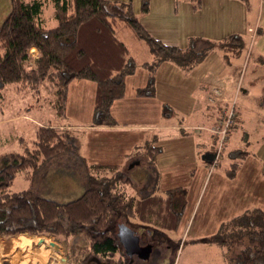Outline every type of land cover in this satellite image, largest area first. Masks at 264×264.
Listing matches in <instances>:
<instances>
[{
  "label": "rangeland",
  "instance_id": "rangeland-1",
  "mask_svg": "<svg viewBox=\"0 0 264 264\" xmlns=\"http://www.w3.org/2000/svg\"><path fill=\"white\" fill-rule=\"evenodd\" d=\"M108 1L119 3L131 1L133 11L150 33L167 44L182 48L189 47V45H194L196 48L205 47L207 41L213 44L207 56L189 69L173 61H167L168 63L164 64L162 68H160L162 62L158 64L154 71L155 91L157 90V83L159 88L158 98L155 101L157 104L161 103V119L163 121H170L168 120L170 117H167L169 112L173 119L184 116L189 119V122H197L199 125H216L218 120L214 113L219 114V117L222 116L223 108L229 109L233 103L236 113L235 122L228 127L220 150L218 143L215 144V139L208 134L207 130L199 127L193 130L189 129L193 135H198L196 138L194 137L196 143L204 144L200 147L201 149L199 148L202 153H200L201 157L196 159L195 167L201 166L200 162L203 161V156L208 150L214 151L218 155L212 164L214 170L210 171L209 168L205 167L207 169L205 174V170L202 168L198 178L192 182L197 185L194 186L197 187V190L195 193L192 190L194 193L193 200L189 207L184 209L186 212L177 229L156 230L152 225L135 219L125 218V220L119 221L133 227L135 232L142 237L145 235L143 240L154 242L155 248L149 259H140L134 255L132 260L134 264H227V258L233 256V253L241 246H233L229 249L226 246L208 243L193 247L192 243L198 240L194 237L197 232L205 231L212 234L213 229L220 227L221 223L230 221L247 209L262 208L260 200L264 203V63L261 59L264 58V51L258 46L259 42L264 44V23L261 24L259 34L256 36L255 33L257 20L260 15H264V7L262 8L260 5L261 0H147L150 6L148 12L142 11L143 0ZM11 3L12 0H0V27L11 10ZM52 11V8L46 10L49 17L52 16ZM55 24V21L52 20L49 26ZM116 30L118 36L128 45L131 57L135 62V71L125 78L127 89L122 103H133L134 107L130 113L136 116V122H143L147 116H142L141 112H147L148 108L137 104L136 91L143 87L149 79V72L151 71L146 67V62L153 63L156 60L147 43L138 39L123 22L116 23ZM235 33L243 37V47L235 54L223 51L219 43L224 37ZM254 43L257 44L253 49ZM33 52L36 53V50L33 49ZM180 71L184 75L191 73V76L171 77V73ZM175 79H179L180 83L187 80L189 82L195 80L199 82L200 80V86L204 84L205 89L197 88L190 98L188 95L187 100L184 101L185 107L182 108L176 104L179 100L171 89L172 82L178 85L175 92H179L181 89ZM197 83L193 82L192 85H199ZM218 88L221 89V93L215 91ZM201 90L206 91L201 94L200 99ZM207 90H210L211 93L208 94ZM2 91L4 97L0 101V158L9 157L13 154L18 155L23 151L19 142L20 136L27 140L28 146H32L38 125H54L60 120L49 103L52 95L46 89H42V95L34 96V98L30 93L25 92V90L19 91L16 87L2 88ZM196 96H198L199 105L189 113L186 105H189L190 101L194 102ZM156 109H158L157 106ZM122 112H126V110ZM207 114L208 116H205ZM124 115L117 114L118 120L123 119ZM202 115L206 119L200 118ZM67 118L66 116L65 122H67ZM212 119L217 120L216 123L215 121L211 123ZM79 120L80 122L94 121L92 119L88 121L85 117H80ZM70 133L72 138L69 141L71 143L69 150L42 161L36 171L20 172L11 186V190L18 191L28 187L30 184L29 176L33 175L34 188L38 195L59 202H68L79 197L88 187V182L85 168L80 167L75 162L80 161L79 158L75 157V154L78 153L79 139L84 140L88 135L86 132L71 128ZM118 136L122 137L123 135L118 133ZM119 144L116 143L117 148L114 152L117 161H120V151L123 148V145ZM235 149H238L236 150L238 153L247 150L248 154L246 157L240 154L235 156ZM138 159L141 160L140 163L135 162L132 167H130L132 163L130 164L128 161L126 163L121 161L123 163L121 165H110L119 166L117 170L125 176L119 181L118 186L127 188L130 195L140 197L146 194L144 193L146 179L139 173L142 174L143 171H147L145 170L147 166H144L147 161L144 155L140 158L133 157L129 161H137ZM234 164H237L238 168L234 176L230 177L227 169H230ZM85 165L88 164L85 162ZM142 168L143 170H141ZM248 169L257 178L250 180V185L247 180L243 182L244 176H246L245 172ZM117 170L108 169L106 174L115 177ZM192 175L182 174L177 179V183L185 191L186 205L187 196H189L191 189L189 181H192ZM213 175H215V179ZM217 175L220 176L219 179ZM124 179L131 182L125 183L123 182ZM235 186L240 187L237 190L238 193L241 192L242 196V199L240 198L242 205L240 206L231 204L235 198V195L232 194V189ZM164 191L162 190V192ZM198 192H200V200L196 207L199 211L197 214L191 215ZM188 208L192 210L188 212ZM220 216L221 221H218ZM141 226L146 228H141ZM148 229H155L157 232L147 234ZM20 234L10 237L0 235V239H5L6 243L11 240L10 250L19 252L18 259L15 253L6 255L4 254L6 244L0 243V259L3 256L2 264H13V262L24 264L27 257L31 256L30 254L27 255V251L32 252L34 250L40 253L42 246L49 249L54 247L55 250H51V252L56 251L54 256L60 260L64 258L66 264L75 262L74 256L68 250V241L64 237L57 238L55 235L46 234L19 236ZM22 238H30L27 245L22 242ZM169 245L171 247L168 248ZM54 256L51 255L50 258L53 259ZM40 262V258L36 255L34 259L31 257L27 264H40Z\"/></svg>",
  "mask_w": 264,
  "mask_h": 264
},
{
  "label": "trees",
  "instance_id": "trees-1",
  "mask_svg": "<svg viewBox=\"0 0 264 264\" xmlns=\"http://www.w3.org/2000/svg\"><path fill=\"white\" fill-rule=\"evenodd\" d=\"M49 8L53 10L51 17L46 13ZM149 9L147 0H143L142 11ZM52 20L56 24L49 26ZM119 21L147 43L156 60L146 62L151 72L147 84L137 91L140 96L155 94L154 71L158 64L173 61L189 69L203 60L213 45L207 41L205 47L182 48L165 43L153 36L137 17L131 1L12 0L11 10L0 27V101L4 97L2 88L16 87L33 98L46 89L52 95L49 103L60 119L54 125H38L32 146L20 136L23 151L0 158V235L28 233L64 237L74 256L73 264H127L128 256L117 235L121 219H135L156 230H175L186 208L182 187L159 193L153 191L140 197L130 195L127 188L118 186L125 177L117 170L119 166L110 164L86 165L88 187L68 202L38 195L33 175L29 176L28 187L11 190L20 172L36 171L42 161L70 149L72 137L65 120L72 80L94 81L95 116H101L107 124L116 123L112 104L125 96V78L135 71L131 51L117 34ZM219 46L235 54L243 47V37L231 34L224 37ZM261 59L264 63V58ZM159 138L155 136L137 146L131 157L144 155L147 165H153L162 151ZM214 141L217 145V137ZM236 150L235 156L248 154L247 150L239 153ZM231 168L227 173L233 177L238 165ZM108 169L117 170L116 176H107ZM123 182L131 181L124 179ZM29 239L21 240L27 245ZM206 241L229 249L241 246L227 258V264H264V210L247 209L221 223Z\"/></svg>",
  "mask_w": 264,
  "mask_h": 264
},
{
  "label": "crops",
  "instance_id": "crops-1",
  "mask_svg": "<svg viewBox=\"0 0 264 264\" xmlns=\"http://www.w3.org/2000/svg\"><path fill=\"white\" fill-rule=\"evenodd\" d=\"M260 5L262 8L264 7V0L260 1ZM262 23H264V15H260L259 19L257 20V24H256L257 31H255L256 36L259 34V30H261L260 27L262 26L261 25ZM256 44L254 43L253 49ZM259 44L260 42L258 43V46L264 51V44H260V45ZM167 63H168L167 61L162 62L160 64V68H162L163 65ZM190 74L184 75V73L180 71L178 73L177 72L171 73V77L177 76L178 78L179 75L183 77H188V76H191ZM147 78H148V75H147ZM175 80L180 85L181 89L179 92H175V88L178 87V85L173 82H172L173 86L171 87V89H172V92L175 93L178 97L179 101L176 102V104L182 108L185 107L184 101L187 100L188 95L190 98L191 94L195 92L197 88L205 89L204 84L203 86H200L201 85L199 83L200 80L199 82L197 80L191 81V82L187 80L184 83H180L179 79H175ZM193 82L195 83L198 82L197 84L199 85L193 86L192 85ZM146 84L147 82L144 84V86ZM214 88H217V87H214ZM126 89H127V84H126ZM218 89L220 90V93H221V89L220 88ZM158 90L159 88H158V83H157V90L155 91L156 95L154 94L153 96H140L137 94V91H136L137 104L140 106H146L148 108L147 112H141L142 116L143 115L147 116L146 120H144L143 122H136L137 121L136 116L130 113L131 109L134 107L133 106L134 104L133 103L131 104L122 103L126 96V93H125V96L120 99L115 100L111 107V111H112V114H113V117L116 123L107 124L103 121L101 116H95V113H94L96 83L88 79L72 80L69 83L67 108H66V116L68 118H67L66 123H69L68 124L69 128L86 132V135H88L87 138H85L84 140L79 139L78 141V144H79L78 153L75 152L76 153L75 157L79 158L80 161H75V162L76 164L80 165V167L86 168L85 162L88 165H93V164H104V165L119 164L121 165L124 162L126 163L128 161L130 164L132 163V165L130 166L132 167L133 165H135L134 164L135 162L140 163L141 161L140 159H138L137 161H129V159L134 157V156L131 157V155L135 153V148L137 146L145 144L148 141H151L155 136H159L160 138L158 141V145L162 147V151L159 154H157V156L155 157V160L153 161L154 163L153 165H150V164L147 165L148 163L144 165V166H147L145 168V170L147 171H143L144 172L142 173L143 175L139 173L140 176L146 179V182L144 183V193H146L145 195H147L148 193H151L153 191H156L157 193H159V192H162V190L182 187L181 185L177 183L178 176L182 174H191V175L193 174L191 178L192 181H189V184L191 183L190 184L191 189L189 192V196H187L186 207H189L191 201L193 200L194 193L197 190V187H194L197 185L196 184L194 185V183L192 182L198 178L199 172L202 171V168L205 170V174L207 173L206 168H209L210 171L214 170L213 169L214 167L212 166V164H213V159L215 157V152L208 150V152L205 153L203 156V161L200 162L201 166L195 167V162H197L196 159L199 158L200 153H202L201 150H199V148L202 147L204 144H201L198 142L196 143V140L194 139V137L196 138L198 135H193L189 129L193 130L196 127L205 129L208 131V134H210V136H212L213 139H215L217 135L214 134L212 131V128L214 127L215 124L214 125L213 124H210V125L200 124L199 125V123L197 122H189V119L185 118L184 116L173 119L171 118L172 115L171 113L169 114V112L167 114V117H170V119H168L170 121H163L161 119L162 117V111L160 109L161 103L157 104L155 101L158 98L157 97ZM205 91L206 90H203V91L201 90L200 99H201V94L202 93L204 94ZM207 92L208 94L209 92L211 93L210 90H207ZM194 102L190 101V104L186 105L187 109H189V113L191 111H194L195 107H198L199 105L198 96H196V98L194 97ZM156 106L158 107V109H156ZM83 110L84 112H82ZM124 110H126V112H122ZM88 111H89V114H87ZM124 113H126V115H124ZM117 114H123L124 118L121 120H118ZM214 115L216 119L218 120L219 114L217 115L214 113ZM205 116H208V114ZM80 117L81 118L85 117L86 119H88V121H90V119L94 121H90V122L81 121L80 122L79 120ZM200 118L206 119L204 118V115H202ZM213 121L215 120L212 119L211 123H213ZM118 133L123 135L124 137L123 136L119 137ZM188 141L189 143H187ZM116 143H120L119 145H123V148L120 151V154H121L120 161L115 160V157H114V152L117 148ZM121 161L122 162L124 161V162L121 163ZM141 170H143V168ZM245 174L246 176H244L243 182L247 180L249 185L251 184L250 180L257 179L256 176L250 171V169H248L245 172ZM213 178L215 179V175H213ZM217 178L219 179L220 176L217 175ZM239 185L241 186V183H239ZM239 188L240 187L238 186L233 187L232 194L235 195V198L231 202V204H238L240 206L242 205V200H240V198L242 199V196H241V192L240 193L237 192ZM192 190H194V193L192 192ZM219 193H220V189H219ZM188 199H189V202H188ZM199 200H200V192L197 193V199H195V207L192 208L194 210L191 215H194V213L196 214L198 213L199 209H197L196 206L198 205ZM260 204H261L260 206L264 209V203L262 202V200H260ZM191 210H189L188 208V212ZM218 221H221V216L218 218ZM119 223L122 224L123 222L121 221ZM141 228H146V227L141 226ZM218 229H219V226L217 227V229L215 227L213 229L214 231H212V234L215 233ZM151 232L153 233L157 231L155 229L153 231L149 230L148 234H151ZM212 234L211 233L209 234L208 232H205V231L197 232L196 236L194 237L198 238L197 241H199V243H196L197 241H194V243H192V246L194 247L195 245H199V244L207 245L208 242L204 239ZM138 235L142 237L140 234ZM0 241L6 244L4 254L12 255V253L13 254L15 253L18 259L19 252L17 250H14V251L10 250L11 240L8 241V243H6L5 239H0ZM140 243L141 245H144V242L140 241ZM169 247H171V245H169L168 248ZM48 249L49 248H46V247L44 248L42 246L40 250L44 253L42 252L38 253L37 251H34V250L32 252L27 251V255L30 254L31 256L27 257V261H25L24 264H27L29 260L31 259V257L34 259V256L36 255L37 257L40 258V261H41L40 264H66L64 261L65 260L64 258L60 260L56 258V256H54L56 254V251L51 252V250H55L54 247L52 249H49V250ZM124 252H125V249H124ZM51 255L54 256L53 259L50 258ZM16 256H15V259H16ZM2 257L3 256H1L0 264H2L1 263ZM128 258L130 259V257ZM131 260L132 259H130L129 261ZM13 264L15 263L13 262ZM20 264H23V263L21 262Z\"/></svg>",
  "mask_w": 264,
  "mask_h": 264
},
{
  "label": "water",
  "instance_id": "water-1",
  "mask_svg": "<svg viewBox=\"0 0 264 264\" xmlns=\"http://www.w3.org/2000/svg\"><path fill=\"white\" fill-rule=\"evenodd\" d=\"M117 235L128 257L131 259L134 255L141 259L150 257L153 250L152 244L141 245L140 236L127 224H119ZM128 264H133L132 260Z\"/></svg>",
  "mask_w": 264,
  "mask_h": 264
},
{
  "label": "built area",
  "instance_id": "built-area-1",
  "mask_svg": "<svg viewBox=\"0 0 264 264\" xmlns=\"http://www.w3.org/2000/svg\"><path fill=\"white\" fill-rule=\"evenodd\" d=\"M217 93H220L219 89L215 90ZM211 100H213L211 98ZM231 108L227 109V108H223V115L219 117L218 119V123L212 128V131L214 134L217 135V143L219 145V150L221 149V145L223 144V139H225V135L227 133V129L228 127L235 122L236 119V113H235V109H234V103L232 106H230ZM217 155L214 157L213 159V163L217 158Z\"/></svg>",
  "mask_w": 264,
  "mask_h": 264
},
{
  "label": "flooded vegetation",
  "instance_id": "flooded-vegetation-1",
  "mask_svg": "<svg viewBox=\"0 0 264 264\" xmlns=\"http://www.w3.org/2000/svg\"><path fill=\"white\" fill-rule=\"evenodd\" d=\"M119 225V224H118ZM117 225V226H118ZM133 228V227H132ZM133 230H135L134 228H133ZM140 230V229H139ZM139 230H137V231H139ZM136 231V230H135ZM149 232V231H148ZM148 234V233H147ZM142 236V235H141ZM145 236V235H144ZM144 236H143V238H144ZM140 241H142V242H144V245L145 244H152L153 245V251H154V242L153 241H145V240H142V237H140ZM157 253H158V250H157ZM159 254V253H158ZM131 259V258H130ZM129 258H128V262H130L129 260H130Z\"/></svg>",
  "mask_w": 264,
  "mask_h": 264
},
{
  "label": "bare ground",
  "instance_id": "bare-ground-1",
  "mask_svg": "<svg viewBox=\"0 0 264 264\" xmlns=\"http://www.w3.org/2000/svg\"><path fill=\"white\" fill-rule=\"evenodd\" d=\"M40 238H41V237H40ZM32 239H33V238H32ZM41 250H42V249H41ZM41 250H40V251H41ZM48 250H49V249H48ZM42 251H43V250H42ZM42 251H41V252H42ZM36 253H37V252H36ZM42 253H44V252H42ZM42 255H43V254H42Z\"/></svg>",
  "mask_w": 264,
  "mask_h": 264
}]
</instances>
